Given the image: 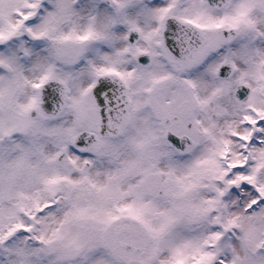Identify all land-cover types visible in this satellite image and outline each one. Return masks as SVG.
Returning <instances> with one entry per match:
<instances>
[{"label":"snow or ice","instance_id":"snow-or-ice-1","mask_svg":"<svg viewBox=\"0 0 264 264\" xmlns=\"http://www.w3.org/2000/svg\"><path fill=\"white\" fill-rule=\"evenodd\" d=\"M0 264H264V0H0Z\"/></svg>","mask_w":264,"mask_h":264}]
</instances>
